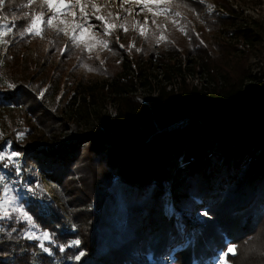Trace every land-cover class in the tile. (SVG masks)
Returning a JSON list of instances; mask_svg holds the SVG:
<instances>
[{"label": "trees", "instance_id": "trees-1", "mask_svg": "<svg viewBox=\"0 0 264 264\" xmlns=\"http://www.w3.org/2000/svg\"><path fill=\"white\" fill-rule=\"evenodd\" d=\"M26 3L6 0L0 21L4 14L18 26L26 24L24 14L38 9ZM232 15L222 20L234 29L227 39L255 49L260 28L254 21L237 26ZM4 39L9 43L0 44V109L32 116L37 134L10 145L20 153L18 165L5 160L0 167L29 190L24 210L51 240L43 242L45 252L40 242L22 236L24 224L5 225L0 264H159L171 249L174 264H207L229 244L236 245V254L228 262L237 264L242 244L264 225V68L259 78L246 66L235 74L237 64L223 61L224 53L212 64L210 46L201 40L195 59L208 78L201 88L187 82L194 70L182 63L159 66L157 81L145 68L129 76L133 60L121 61L117 70L114 60L107 59L101 70L92 60L96 75L106 72L110 80H79L64 102L63 95L56 101L57 93L61 84L72 83L62 81L66 53H58L59 35L32 39L14 32ZM35 45L46 52L33 62L27 52ZM183 49L195 54L190 44H174L169 51ZM234 54L235 49L227 55L237 60ZM53 55L58 63L50 68L45 59ZM86 56L78 60L83 70L90 69L83 66ZM138 89L146 91L144 103L135 97ZM103 97L115 104L113 117L95 110L82 114L87 106L98 108ZM36 171L59 205L33 189ZM195 212L201 222H192ZM76 240L79 245H72Z\"/></svg>", "mask_w": 264, "mask_h": 264}, {"label": "rangeland", "instance_id": "rangeland-1", "mask_svg": "<svg viewBox=\"0 0 264 264\" xmlns=\"http://www.w3.org/2000/svg\"><path fill=\"white\" fill-rule=\"evenodd\" d=\"M66 3H68V0H66ZM33 4L36 9L38 7L35 13H44L43 19L45 23L42 25V35L49 32L59 35L60 39L63 41L61 49L66 48V57H63L65 60L61 59V65H64V67L61 68L60 73L63 82L68 80L72 84L69 85L68 82L61 84L56 96V101L60 100L62 95L64 102L71 100L75 91L70 89V87L74 86L79 80H110L109 78L111 76L106 72L104 74L96 75V69L89 67L92 60L96 62L94 67L98 70L102 69L101 67L102 65H105L107 59H110V61L114 60V63H112L116 66V70L121 61L133 60L134 70L129 69V76H136L137 69L145 68L143 71H147L149 74L154 75L157 81L158 79L162 80V70L159 66H162V64L165 63H182L181 66L183 68L190 66V68L194 70V72L187 76V82L192 86L201 88V86L206 85L205 81L208 79L206 71L205 74H203L204 70L201 71L202 69L199 65L200 62H198V59H195V57H197L195 49L200 44L201 40L210 46V50L212 51L211 54L215 58L212 64L218 61L221 53H224L223 57L226 56V58H223V61H230L232 63L231 60H233V62L235 61L237 64V71L235 74L240 73L241 68L246 66L252 76L256 75L259 78L262 73L261 69L264 68V0H177V2L172 4L160 6L161 9L164 7L170 9V12L167 14L159 11L155 6H151L152 11H149L148 6H145L144 4L137 5L134 0L128 3L123 2V0H81V5H76L74 0H71L69 7L66 10H63L62 14L58 15L53 20V26L51 27L47 25L46 21L48 17L52 15V12L48 10L46 5L41 3V0H35ZM93 4L96 5L99 12L95 11ZM177 4L182 6V8H180L179 5L178 7ZM219 4H225L229 14L225 11L226 8L223 9ZM81 6L84 7V11L88 14L87 22L81 14ZM1 11L2 10H0V16H2ZM229 11H234V13ZM175 12H180L181 15L176 17L173 15ZM73 13H75V16H73ZM95 15L104 16L110 24L117 25V27H114L111 30L110 35H104L101 22L94 19ZM228 15L235 17L234 19L237 26H249L251 22L254 21L260 28L259 30L262 32V40L255 46V49L247 48V46L242 45V43L236 40L227 39L233 33L232 30H234L223 27L224 24L222 20L226 19ZM117 16H119V19H117ZM3 17L4 20L0 21V23H8L9 26H11L10 18L6 17L4 14ZM153 20H155V24H153ZM173 20H176L177 23H173ZM61 21H63V23H61ZM145 21H147L146 25ZM74 22L84 25L82 37L80 30H76L78 46L77 44L72 43L68 35L57 31L58 28H66L71 32ZM136 22L139 23L137 24ZM89 24L95 25V27H89ZM118 25H125L127 31L118 27ZM140 25H145L147 29L144 35L140 34ZM157 25L162 27L158 28ZM161 32L165 36V39L157 42V37ZM40 37L42 36L31 35L32 39ZM11 38H14V36L9 38L10 40H13ZM99 40L107 41L108 47L103 48L100 46L98 43ZM118 40L123 47L118 45ZM225 40H229L230 42ZM225 43L229 44H227L228 47H225ZM174 44H177L178 47L182 45L183 48L190 44V47L194 49L195 54H187L184 49V52L177 51L175 53H170L169 49H171ZM86 45L90 46L92 50L87 51L85 47ZM130 45H132V47H129ZM35 46L39 47V45ZM34 47L28 48L27 55L31 56L33 62L40 61L41 58L44 59L46 50L42 47H39V49H35ZM136 49L140 50L137 51ZM233 49L236 50L234 56L238 58L237 60L234 57L230 59L227 55L230 54V51H233ZM162 51L166 52L163 54ZM58 53L61 55V51ZM81 54L87 55L86 57L88 61L86 60L85 63L93 71L87 69L83 70L81 65L83 62L78 61ZM45 60L49 62L50 68H52V65L54 66L58 63L56 55H53L51 58L46 57ZM192 61H194V63H189ZM36 66L38 67V64H36ZM48 69H44V71H47ZM115 71L111 72V74H115ZM214 79L218 78L215 77ZM47 87L48 84L40 89L39 96L44 94ZM145 96L146 91L142 89H138L135 93V97L140 99L142 103H144L143 97ZM152 99L153 96L149 98L148 102H151ZM207 104L211 108L221 107V105L215 103ZM115 109V104L111 102L110 98L107 99L106 97H103L102 101L100 100L98 103V108L87 106V108H82L80 111L82 114L87 113L88 116H91L93 115V110H95L98 111L101 116L105 115L113 117L116 113ZM16 111L17 110L8 113L7 111L2 112L0 109V150H5L6 152H12L11 147H8L9 144L14 145L23 143L22 141L24 139L37 134V121L29 114L24 116L23 111H18L19 114ZM19 159V156L13 158L12 161H9V165H18L17 160ZM35 173L36 183L34 184L33 189L43 190L48 198L54 200V202H57V205H59L60 203L58 202L54 190L43 181V178L38 171ZM0 176L5 177L4 183L13 189L10 196L15 197V204L23 205L22 201L26 199L29 190L25 187H21L13 177L12 172L6 168L0 167ZM2 192L3 185H0V193ZM7 207L11 213L12 206ZM59 208L63 211L61 206H59ZM198 214V212H195L191 215V218L193 219L192 222L202 221L197 217L199 216ZM18 217L19 213H11L10 217L0 219V229L8 224H24L22 236L29 241L40 242L37 239L28 238V235L39 237L43 233L32 222V219L30 223L22 218L18 219ZM14 227L16 229V226ZM262 230L263 231L258 234L255 233L252 240L246 239L242 244L241 254L237 259V264H264V225ZM173 252L174 251L171 249L168 256L160 259L159 264H174L172 261ZM223 252L218 251L216 256L212 259V263L207 264H220V256ZM230 255L232 254H229L227 259Z\"/></svg>", "mask_w": 264, "mask_h": 264}, {"label": "snow or ice", "instance_id": "snow-or-ice-1", "mask_svg": "<svg viewBox=\"0 0 264 264\" xmlns=\"http://www.w3.org/2000/svg\"><path fill=\"white\" fill-rule=\"evenodd\" d=\"M35 0H27V3L24 5V7H30L31 4H33ZM76 5H81V0H74ZM123 2L128 3L132 2V0H123ZM134 2L137 5L144 4L145 6L149 7V11H152L151 6H155L159 11L167 14L170 12V9L168 7L160 8L161 5H169L175 2V0H134ZM41 3L46 5L48 10L52 12V15L48 17L46 23L48 26H53V20L58 16L62 14L63 10H66L69 7V3H71V0H68V3H66V0H41ZM6 0H0V10H2L5 7ZM93 8L95 9L96 12H99V9L96 8V5L93 4ZM81 14L85 18V21L87 22V13L84 11V7L81 6L80 8ZM130 11V10H128ZM174 16L179 17L181 14L180 12H175L173 13ZM73 16H75V13H73ZM44 13H35V12H26L24 14V18L28 21L26 24L18 26L15 21L11 22V26H9L8 23H0V44H8L9 41L5 40L4 37H7L14 32L19 33L21 38H23L26 35H36V36H42V25L45 23L44 19ZM0 19H3L0 17ZM94 19L97 21L101 22V25L103 27V32L104 35H110L111 30L114 27H117V25H112L108 22V20L102 16V15H95ZM117 19H119V16H117ZM153 24H155V20L152 21ZM63 23V21H61ZM137 24L139 22H136ZM147 21H145L146 25ZM173 23H177L176 20H173ZM145 25H140L141 28V35H144L145 32L147 31ZM89 27H95V25L89 24ZM118 27L122 28L124 31H127V27L125 25H118ZM158 28H161L162 26L157 25ZM80 30V34L82 37L83 30H84V25L83 24H77L73 23L72 31L69 32L66 28H58V32H63L65 35H68L70 40L72 41L73 44H77L78 46V37L76 35V30ZM165 36L161 32V34L157 37V42H160L161 40H164ZM99 45L102 46L103 48L108 47V42L105 40H99L98 41ZM87 51H91L92 48L90 46H85ZM123 47V45H121ZM129 47H132L130 45ZM139 51L140 49H136ZM61 55L64 54L66 51L65 49H61ZM2 63V61H0ZM84 67H88L87 65H83ZM91 70V69H89ZM9 87H14V85L9 84ZM10 147V144L8 145ZM20 153L18 152H6L5 150H0V161H12L13 158L18 157ZM7 166V165H5ZM17 174H19V168H17ZM5 177L0 176V185H3V192L0 193V219L8 218L10 217L11 213H19V218H22L24 220H27L31 223V217L28 215L26 211L23 209V205H16L15 204V197L10 196V193L13 191L12 188L9 187V185L4 183ZM7 206H12L11 207V213L8 210ZM206 214V213H205ZM0 231H3V229H0ZM29 239H37L40 241L39 247L45 251L48 252L49 249L44 246V241H50L51 237L48 232H43L39 237H36L34 235H28ZM80 241L76 240L72 242V245H79ZM69 245V246H72ZM61 251H64V247H61ZM236 254V245L234 244H229L226 248V250L222 253L220 256V264H228V255ZM84 253L81 252L80 255L76 256L75 259L79 260L81 256H83Z\"/></svg>", "mask_w": 264, "mask_h": 264}]
</instances>
